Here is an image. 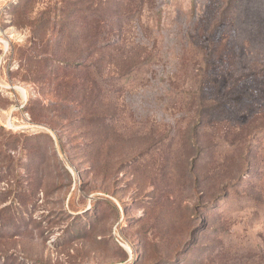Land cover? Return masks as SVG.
<instances>
[{
  "label": "rangeland",
  "instance_id": "rangeland-1",
  "mask_svg": "<svg viewBox=\"0 0 264 264\" xmlns=\"http://www.w3.org/2000/svg\"><path fill=\"white\" fill-rule=\"evenodd\" d=\"M0 264H264V0H0Z\"/></svg>",
  "mask_w": 264,
  "mask_h": 264
}]
</instances>
